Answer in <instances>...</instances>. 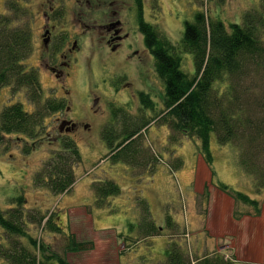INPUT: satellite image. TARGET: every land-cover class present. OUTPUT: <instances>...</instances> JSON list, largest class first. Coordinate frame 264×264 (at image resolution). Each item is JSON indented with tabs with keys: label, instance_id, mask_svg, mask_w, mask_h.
Segmentation results:
<instances>
[{
	"label": "rangeland",
	"instance_id": "obj_1",
	"mask_svg": "<svg viewBox=\"0 0 264 264\" xmlns=\"http://www.w3.org/2000/svg\"><path fill=\"white\" fill-rule=\"evenodd\" d=\"M121 1L131 3V8L117 14L123 22L121 33H128L124 44H129V48L124 45L118 52L110 53L104 41L105 32L91 27L89 17L94 15V1L90 14L84 5L82 7L85 13L83 25L77 23L76 17L68 15L59 21H50L55 24L60 39L64 36L68 39L76 29L85 31L77 53L81 68L76 67L65 80L61 77L56 80L45 69V64L50 63L47 58L50 55L42 50L41 29L46 24L41 17L42 10L46 9L44 0H33L29 6L21 5L22 8L15 6V17L9 24L26 26L29 30L32 51L25 62L37 71L41 102L55 100L67 107L47 112L43 128L33 141L26 139L25 142L13 133L0 143V211L16 209V199L23 196L22 221L27 235L69 264H160L166 247L172 242L193 258L217 253L233 264H264V244L259 245L254 240L253 226L235 229V219L244 215H263L264 192H256L251 176L239 168L237 151L231 144L220 145L211 133V165L201 155L197 139L183 136L171 142V136H178L177 132L172 131L167 122L157 120L139 139L146 148L144 151L151 154L148 158L151 164L144 166L143 160L139 167H133L113 164L115 151L112 152L102 138L105 128L121 131L119 117L123 113L132 118L129 121L138 123L139 118L134 119V116L140 115L143 106L138 92H142L157 111L164 109L163 83L155 72L153 55L145 46L140 22L148 24L162 41L178 44L185 22L192 21L199 11L209 18L220 19L228 27L229 23L241 22L248 12H264V0H141L142 9L137 0ZM4 2L5 6L0 5V14L7 15L10 6L14 5L12 0ZM133 50L138 51L141 61L137 56L133 57ZM180 54L181 69L193 73L192 53ZM116 74L117 80H112ZM113 88L117 94H113ZM96 97L97 102L94 101ZM27 99L24 89L13 92L9 87H3L0 112L15 102L33 109L35 106ZM112 104L120 111L116 112L115 119L108 110ZM66 120L76 124L74 130L68 129L71 125ZM70 141L77 144L81 160L75 165V182L71 189L65 195H56L38 185V176L48 173L60 154L71 161V152L63 146V142ZM154 154L159 163L153 167V172L146 171L152 167ZM178 160L181 166L171 171L167 164H177ZM194 169L196 178L193 182ZM101 179L116 182L121 193L108 198L106 207L98 208L94 204L93 185ZM220 184L226 185L230 192L252 194L250 197L257 198L258 205L254 208L234 200V194L220 188ZM137 194L148 205L159 235L145 237L141 231V227L148 230L150 225L140 219L142 208L136 202ZM35 210L39 212L36 214L45 217L39 225L32 222L31 214ZM49 218L61 227V231L44 227ZM224 228L227 231L223 232ZM0 235H4L1 229ZM70 237L79 243L78 250H69ZM21 241L26 244L24 239ZM0 264L8 263L0 259ZM51 264L58 263L53 261Z\"/></svg>",
	"mask_w": 264,
	"mask_h": 264
},
{
	"label": "trees",
	"instance_id": "obj_2",
	"mask_svg": "<svg viewBox=\"0 0 264 264\" xmlns=\"http://www.w3.org/2000/svg\"><path fill=\"white\" fill-rule=\"evenodd\" d=\"M137 1L140 5L141 0ZM11 20V17L0 15V90L3 87H9L13 92L24 89L27 100L35 107L27 109L22 103L15 102L2 109L0 143L13 133L20 135L25 142L26 139L33 141L43 128L46 113L65 107L55 100L41 102L42 91L37 71L25 62L32 51L29 30L26 26H11ZM140 25L145 35L144 43L154 58L155 72L163 83L164 109L157 111L155 105L142 92H138L143 105L140 115L134 116V119L139 118L138 123L129 121L132 118L123 113L119 117L121 131L102 130L105 145L112 152L115 151L113 164L139 167L143 160L142 165L151 164L148 160L151 154L144 151L146 148L139 139L151 123L159 120L167 122L172 131L177 132L178 136H171V142L183 136L197 139L201 155L211 165V133L215 134L220 145L231 144L237 151L239 168L251 176L256 192H264V12H248L241 22L229 23L226 27L220 19L209 18L199 11L192 21L185 22L178 44L162 41L148 24L140 22ZM182 52L193 55L194 71L191 74L181 69ZM117 111L120 112L113 109L114 119ZM63 146L71 152V161L60 154L57 161L51 164V170L38 176V185L56 195L66 194L71 189L75 182V165L81 160L75 142H63ZM155 157V154L152 155V167L146 171L155 170L153 167L159 161ZM180 166V160L177 164H167L171 171ZM93 186L94 204L98 208L106 207L108 198L121 193L117 183L111 179H101ZM220 188L228 190L223 184H220ZM230 193L234 194V200H240L243 204L254 208L258 205L257 199L245 193ZM135 198L142 208L140 219L150 225V229L141 227V231L146 236L159 235V228L151 220L148 205L141 195L137 194ZM16 202V209L0 211V227L4 232L3 236L0 235V259L8 264H51L53 261L69 264L62 257L50 254L49 247L36 244V240L27 235L22 221L23 196H19ZM36 213L39 212L35 210L31 214L32 222L39 225L45 217ZM44 227L50 231H61V227L51 218L44 223ZM68 241L69 250H78L79 243L73 241L72 237ZM189 255L172 242L166 247L160 264H233L217 253L194 258Z\"/></svg>",
	"mask_w": 264,
	"mask_h": 264
},
{
	"label": "flooded vegetation",
	"instance_id": "obj_3",
	"mask_svg": "<svg viewBox=\"0 0 264 264\" xmlns=\"http://www.w3.org/2000/svg\"><path fill=\"white\" fill-rule=\"evenodd\" d=\"M31 1L33 0H12V5L14 6H10L9 9V11H11L12 14L9 15L10 12L7 11V15L3 13L0 15L13 18L15 17L14 12L17 9L15 8V6H18L20 8H22V6L24 5L29 6L30 5L29 3ZM92 1L96 3L94 6V10H95L93 12L94 15L92 17L91 16L90 17L87 16V17H89V19L91 20L92 23L91 27H93V29L94 27H96L97 29L105 32L106 40L104 41L109 49V52L110 53L118 52L122 47H124V45H127L129 48V44H124L125 40H127L128 33L125 32H124L125 34L121 33L123 31V27H122L123 22H121L118 19L117 14L122 10H124L125 8L127 9L131 8V6H129L131 3L128 4V2L121 0H109V1L92 0ZM92 1L91 0H44L46 9L42 10L41 17L44 18L46 24H43L42 26L43 29H41L43 30L42 50L46 51L48 55H50V57H47L50 63L45 64V69L47 70V72H49V74H52L56 80L60 77L64 78L65 80L66 77H68L72 71L76 70L78 67L81 68V63L77 53L80 51L79 43L83 40L85 36V31L84 29L83 30L76 29L70 34L71 38L70 36H68V39H66L64 36V38L62 37V39H60L59 37L60 35L57 36V33L55 32V24H52L50 21L51 20H53L54 22L59 21L60 19H63L64 16L68 15L70 17H76L77 23L78 24L80 23L79 25H81L82 23L83 25L85 22L82 20L85 19L84 18L85 13L83 12L82 7L84 5L88 13L90 14V10H91L90 8L93 6ZM0 5L5 6L4 0L1 2ZM142 5L143 4L141 1V5H140L141 9H142ZM62 31L65 30L62 29ZM89 36L91 35L89 34ZM69 38L72 40H69ZM109 52H107L106 55L109 54ZM132 53H133V57L139 56L138 51L133 50ZM138 60L141 61L139 57ZM117 78H118L117 74L114 75V77L112 76V80L115 79L117 80ZM113 91H114L113 94L118 93V91L115 88H113ZM97 100L98 97L94 99L95 102H97ZM115 107L117 106H114L112 104L109 106L108 110L113 112V109H115ZM66 121H70V120H66ZM70 125L71 126L68 129L70 131L74 130L76 124H74L73 121H70Z\"/></svg>",
	"mask_w": 264,
	"mask_h": 264
},
{
	"label": "crops",
	"instance_id": "obj_4",
	"mask_svg": "<svg viewBox=\"0 0 264 264\" xmlns=\"http://www.w3.org/2000/svg\"><path fill=\"white\" fill-rule=\"evenodd\" d=\"M119 164H124V163H119ZM195 178H196V174H195V169H194L193 176H192L193 182H194ZM251 195L252 194H249V196H251ZM255 199H257V198H255ZM58 217H60V215H58ZM63 219H64V225L67 226V222L65 221V215H63ZM250 225L253 226L252 234H253L254 240L258 241L259 245H261V244L263 245L264 244V213H263V215H261L259 217H252L250 215H244V216H241L239 219H235V229H242L243 230L245 228H249ZM224 229L225 230H223V232L227 231V228H224ZM144 235H145V237H148V236H146L145 232H144ZM262 256H263V258H262V260H263L264 259V250L262 252Z\"/></svg>",
	"mask_w": 264,
	"mask_h": 264
}]
</instances>
